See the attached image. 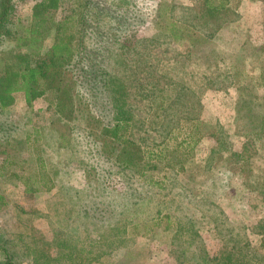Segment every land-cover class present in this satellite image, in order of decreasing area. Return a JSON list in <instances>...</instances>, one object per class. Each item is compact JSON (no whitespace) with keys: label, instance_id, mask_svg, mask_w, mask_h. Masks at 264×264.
Masks as SVG:
<instances>
[{"label":"rangeland","instance_id":"1","mask_svg":"<svg viewBox=\"0 0 264 264\" xmlns=\"http://www.w3.org/2000/svg\"><path fill=\"white\" fill-rule=\"evenodd\" d=\"M39 1L8 0L0 73L18 65L11 52L43 56L59 25L81 13L80 0H60L39 28ZM249 1L166 0L164 18L108 48L128 139L147 159L142 175L96 155L101 145L109 156L108 140L66 79L31 106L11 94L0 121L16 134L3 149L24 163L13 170L30 187L0 175V264H264V0ZM26 38H40L36 49ZM38 160L50 191L34 192Z\"/></svg>","mask_w":264,"mask_h":264},{"label":"trees","instance_id":"2","mask_svg":"<svg viewBox=\"0 0 264 264\" xmlns=\"http://www.w3.org/2000/svg\"><path fill=\"white\" fill-rule=\"evenodd\" d=\"M59 1L40 0L35 5L33 18L39 28L45 23L41 16L55 10ZM165 1L99 0L90 8L91 13L83 15L88 0H80L78 8L81 5V13L76 12L59 25L52 44L43 56L36 52L27 55L11 52L10 60L16 61L18 65L13 66L7 62L3 65L0 73V113L11 105V94L21 92L25 105L31 106L33 101L43 99L48 93L58 94L63 79H66L74 95L78 97L79 104L85 109L86 118L99 125L100 135L108 140V147L111 149L109 156L101 145L96 148L97 151L94 150L96 155L100 159H107L109 163L111 161L118 169L133 170L142 175L147 159L139 145L128 139L129 124L126 114L117 107L120 92L113 91L114 78L109 72L108 48L131 28L144 26L153 15L159 19L164 18L169 10ZM208 7L211 10L212 6ZM9 11L8 0H3L0 8V30ZM178 28L180 27L177 25L169 24L167 30L165 29L170 39H180L175 35ZM2 39L4 38L0 41ZM26 40L30 47L36 49L33 43L35 40L39 42L40 38ZM18 45L15 42V46ZM30 60L34 61L32 65L29 64ZM14 134L16 131L10 124L0 121V175L22 179L26 191H29L28 178H21V173L13 170L14 166L23 167L24 163L17 164L3 149L10 144L9 140L14 138ZM85 147L83 150L90 153L92 149ZM38 162L37 170L41 174L42 182L34 188V192L50 191L53 187L52 180L42 163L39 160ZM83 166L84 189H93L92 164L83 163ZM95 172L99 173L96 170ZM88 197L90 198L87 193L83 198L85 204L88 200L92 202ZM260 244L264 247V236L261 237Z\"/></svg>","mask_w":264,"mask_h":264},{"label":"crops","instance_id":"3","mask_svg":"<svg viewBox=\"0 0 264 264\" xmlns=\"http://www.w3.org/2000/svg\"><path fill=\"white\" fill-rule=\"evenodd\" d=\"M255 4L256 2L255 1H249V0H242V4Z\"/></svg>","mask_w":264,"mask_h":264}]
</instances>
